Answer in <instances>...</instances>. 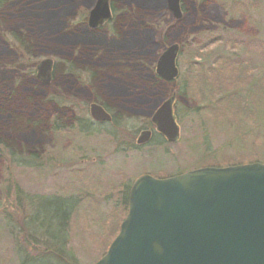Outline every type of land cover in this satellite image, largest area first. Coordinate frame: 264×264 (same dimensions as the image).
<instances>
[{"label": "rangeland", "instance_id": "1", "mask_svg": "<svg viewBox=\"0 0 264 264\" xmlns=\"http://www.w3.org/2000/svg\"><path fill=\"white\" fill-rule=\"evenodd\" d=\"M75 2L70 16L58 17V22L48 25V40L40 43L44 52L38 63L50 58L59 66V73L54 74L49 85L40 81L46 86L53 83L57 86L51 93L57 92L59 88L71 87L72 91L78 89L79 96L84 99L91 93L86 86L88 77L85 72H73L74 77H69L64 56V51L69 47V38L65 33L70 28V22L78 21L82 16L87 21L96 0L88 9L82 0ZM184 2L188 9L181 19L175 18L168 7L166 13L154 14L156 36L160 29L174 22L179 23V26L171 32L173 38L181 37L186 30H191L194 31L190 37L192 41L202 32H198L200 27H205V30L217 31L218 35L225 33L227 37H234V34L241 32L247 37L264 39V0H210L202 7L200 0H181L182 5ZM130 23L124 25L126 32L129 31ZM14 26L19 27L18 24ZM103 28L106 34L110 26L106 23ZM3 30H0V38H3ZM4 32L7 34L6 30ZM108 36L110 35H104L116 45L120 42ZM174 42H169L167 46ZM189 43L190 41L187 47L191 48L197 42L192 45ZM99 48L96 57L106 50L103 45ZM164 48L153 47L147 55L151 57L158 50L159 55ZM73 52L74 50L72 54ZM110 53L112 52H108ZM185 53L178 56L180 75L177 80L169 83L170 91L165 98L173 93L177 95L174 111L178 108V142L160 145L157 138H153L146 144L138 145L137 139L143 130L150 129L147 127L137 132L132 144L125 138L128 137L127 133L118 132L110 122L96 123L91 118L89 108L86 110L82 105H75V112L83 116L85 114L95 125L85 121L77 123L73 135L34 132L36 147L43 152L40 160H34L36 164H44L41 172L25 167L23 162L29 158L22 157V164L16 166L12 172V182L15 183L10 184V179H6L0 169V264H71L72 261L76 264H93L103 256L118 228L114 219L122 215V209H119L117 203L124 183L132 184L137 177L146 173L165 178L198 167L264 163L263 149L255 152L249 148H238L231 142V135L223 131L221 121H204L189 111L193 106L192 99L181 97L178 91L185 82L190 65ZM221 54H227L224 45L213 49L207 61L203 62L204 66H208ZM18 57V54H14L11 57L13 60L9 56L4 58L5 63L0 70L2 77L6 74L7 78L16 79L29 71L31 66L27 63H19L12 68L10 62L19 61ZM246 58L256 63L260 59L257 54H248ZM37 64L34 65L35 70ZM106 70V75H103L95 89L102 90L103 98L119 103L125 111L136 106L137 91L133 84L139 83L133 77L132 71L122 68L118 63ZM261 74L262 71L256 72L257 76ZM28 78L38 80L35 73ZM29 86L34 88L32 84ZM247 100L250 101V98ZM17 192L23 194L19 200L20 206H17ZM72 195L79 196L81 202L72 214L69 237L64 217L72 205ZM37 196L43 198L39 202L31 199ZM57 211L60 215L54 217L53 213ZM113 223L114 229L110 234L108 230L110 226L113 227ZM32 236H36L41 242L30 243L33 242ZM68 237L67 246L64 242ZM46 249L51 252L42 255Z\"/></svg>", "mask_w": 264, "mask_h": 264}, {"label": "trees", "instance_id": "2", "mask_svg": "<svg viewBox=\"0 0 264 264\" xmlns=\"http://www.w3.org/2000/svg\"><path fill=\"white\" fill-rule=\"evenodd\" d=\"M82 1L88 9L93 6L95 0ZM208 1L210 0H200L199 4L202 7ZM75 3V0H0V30L3 28L7 31L5 34L3 30V38H0V70L5 63L4 58L9 56L10 60H13L11 57L14 54L19 55V61L10 62L12 68L19 63L31 66L29 71L16 79L7 78L6 74L3 77L0 75V169L5 174L4 177L10 179V184L15 183L12 182V172L16 166L22 164L20 161L22 157L29 158L23 162L25 167H32L40 172L44 167L40 162L34 163V160H40L43 155L42 150L36 147L34 132L73 135L77 123L85 121L95 125L85 114L84 116L77 114L75 105H82L87 110L90 102L101 103L112 114L113 119L110 123L118 132L127 133L128 137L125 138L132 144L140 129L147 127L154 129L149 116L168 96L170 88L169 83L155 72L159 50L151 57L147 54L153 47L161 49L171 41L181 44L180 54L186 52L190 62L185 82L178 89L181 97L192 99L193 106L189 111L204 121L210 119L221 121L223 131L231 135V142L238 148H249L255 152L264 150V39L247 37L241 32L234 34V37H227L225 33L218 35L217 31L205 30V27H200L198 32L201 30L202 32L192 41L190 37L193 30V32L186 30L181 37L173 38L171 32L179 26V23L174 22L160 29L159 35L156 36L154 14L167 12L166 0H112L113 18L108 22L110 29L106 34L103 27L89 28L83 16L78 21L70 22V28L65 33L69 38V47L64 51L67 72L69 77H74L73 72L87 74L86 86L91 91L88 98L82 99L78 89L72 91L71 87L66 89L58 87L57 92L51 93V90L57 87L54 83L46 86L39 80L28 78L36 72L34 65L43 55L44 49L40 43L48 40L47 34L50 32L48 25L58 22V17L70 16ZM182 6L186 13L187 4L184 2ZM16 20L19 21L16 23ZM127 22H131L128 32L124 29ZM15 24L21 28L15 27ZM135 25L138 27H134ZM107 34L110 35L108 38L120 42L116 45L113 40L106 39L104 35ZM188 41L191 45L197 43L189 48ZM102 45L106 50L101 51V56L96 57L100 50L99 46ZM220 45L225 46L227 54L218 55L208 66H204L203 62H206L213 49ZM107 51L112 53L108 54ZM248 54H257L260 58L258 64L251 59L248 60L246 58ZM116 63L132 71L133 77L139 83L133 84L137 91V102L136 106L128 109L129 112L119 103L103 98L102 90L95 89L103 75H106V68ZM257 71H262V74L257 76ZM57 73L59 66L55 65L54 74ZM81 81L78 82L81 84ZM247 98H250V101ZM140 122L143 124H139ZM153 138H157L160 145L168 143L159 133H154ZM15 187L19 188L17 185ZM130 187L129 182L124 183L119 192L117 205L120 210L122 209V215L114 219L115 226L118 223V228L111 242L117 236L120 225L127 215ZM22 195L17 192V206H20L19 200L22 199ZM42 198L43 196L31 197L38 202ZM71 199L72 205L64 217L68 236L72 214L77 204L81 202L79 196L72 195ZM59 215V211L53 213L54 217ZM112 229L114 223L112 228L109 227L108 233ZM69 237L64 242L67 246ZM31 238L33 242L30 243L41 242L36 236ZM107 249L108 247L105 252ZM50 252L46 249L42 255ZM71 264L76 262L72 261Z\"/></svg>", "mask_w": 264, "mask_h": 264}, {"label": "water", "instance_id": "3", "mask_svg": "<svg viewBox=\"0 0 264 264\" xmlns=\"http://www.w3.org/2000/svg\"><path fill=\"white\" fill-rule=\"evenodd\" d=\"M181 19V0H167ZM112 18L111 0H96L88 26L96 29ZM179 43L159 55L155 72L167 82L179 76ZM54 61L41 60L36 77L49 85ZM176 93L151 115L155 130L169 143L180 138L174 103ZM97 122L112 121L98 102L89 105ZM153 135L145 129L137 144ZM129 208L106 253L94 264H264V163L205 166L159 178L137 177L128 196Z\"/></svg>", "mask_w": 264, "mask_h": 264}, {"label": "flooded vegetation", "instance_id": "4", "mask_svg": "<svg viewBox=\"0 0 264 264\" xmlns=\"http://www.w3.org/2000/svg\"><path fill=\"white\" fill-rule=\"evenodd\" d=\"M181 8H182V10H183L182 3H181ZM183 13H184V11H183ZM112 18H113V14H112ZM112 18H111L110 20L106 21L104 24H106V23H108L109 21H111V20H112ZM104 24H103L101 27H103V26H104ZM244 36H245V34H244Z\"/></svg>", "mask_w": 264, "mask_h": 264}, {"label": "bare ground", "instance_id": "5", "mask_svg": "<svg viewBox=\"0 0 264 264\" xmlns=\"http://www.w3.org/2000/svg\"><path fill=\"white\" fill-rule=\"evenodd\" d=\"M159 57V56H158ZM158 57H157V59H158Z\"/></svg>", "mask_w": 264, "mask_h": 264}]
</instances>
